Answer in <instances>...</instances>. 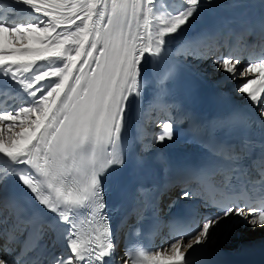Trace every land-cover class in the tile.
Here are the masks:
<instances>
[{
	"label": "snow or ice",
	"instance_id": "snow-or-ice-1",
	"mask_svg": "<svg viewBox=\"0 0 264 264\" xmlns=\"http://www.w3.org/2000/svg\"><path fill=\"white\" fill-rule=\"evenodd\" d=\"M13 2H22L39 18L43 16L46 19L43 26L37 22L8 23L0 20V69L10 73L33 98V103H26L27 106L14 111H0V153L19 162L21 157H27L28 163L45 177V181L41 183L32 176L21 175L22 182L36 195L41 205L59 212L60 203L82 204L94 190H98L97 173L90 170L95 160L87 162L81 158L79 150L86 143L103 145L119 139L126 100L137 88L138 66L144 54L152 52L151 43L142 41L151 40L148 14L153 12V8L149 7L153 0ZM197 2L188 0L193 6ZM14 14L10 9L9 15ZM189 15L191 10L167 21V26L158 33L157 52L163 37L175 32ZM141 17L146 33L143 37L138 31ZM71 41L83 47L79 51L73 49L69 52L68 43ZM61 48L64 50L62 55L59 54ZM57 60L62 61L57 70L67 82V87L64 82H59L54 85L52 96L46 97L51 106L57 92L63 90L56 108L48 117L49 122L39 132L36 131L39 122L32 125L31 132L15 131V127L26 128L35 120L39 109L33 111V106L45 92V82L60 80L59 76L51 74V69L41 75L36 71L38 65L46 61L55 63ZM218 64L224 71L243 78L239 92L246 94L255 104H264V58H258V62L242 68L238 67L240 63L235 56H225ZM33 73L35 83L26 79ZM261 114L264 115V107L261 108ZM159 124L165 131L158 138L171 139V120ZM193 179L202 181L205 178L194 176ZM259 196V200L256 195L242 200L229 194L215 202L227 205L224 216L240 215L248 218L253 226H264V192L259 193ZM0 205L10 207L16 217L15 223L11 219H0V224L11 225V229L17 231L23 224L33 249L37 248L35 242L43 235L44 227L40 217H23V209L13 200H2ZM98 207L103 208V203H99ZM61 219L68 221L69 216L62 215ZM215 222L206 220L196 235L187 241L183 238L175 240L163 252H126L122 264H184L185 254L206 238ZM74 229L75 225L72 224L68 234L70 254L53 257L52 264H101L104 257L115 248L107 224L103 232L97 230V234L87 240L82 239ZM15 250L9 248L8 251ZM27 250L26 247L24 251ZM16 260L17 264H22V261ZM0 264H10V261L0 255Z\"/></svg>",
	"mask_w": 264,
	"mask_h": 264
},
{
	"label": "bare ground",
	"instance_id": "bare-ground-1",
	"mask_svg": "<svg viewBox=\"0 0 264 264\" xmlns=\"http://www.w3.org/2000/svg\"><path fill=\"white\" fill-rule=\"evenodd\" d=\"M149 7L153 8V12L148 14V20L150 23L148 33L151 36V40H145L142 42H150L152 52L145 53L138 66L139 74L137 77V88L136 91L132 92L126 100L121 130L130 133L132 136L135 135L138 142H142L141 136L146 138L145 132L142 131V133H139L138 129H140L141 123L145 121V113H150V110L153 107H157L160 104L159 100L155 97L156 93L148 79V64L146 63V60L153 57L161 58L164 53L170 56L171 59L175 60L182 70L188 72L200 82L210 85L224 94L233 96L239 100V102L249 105L262 119H264V115L261 114V108L264 107V104L253 103L246 94L239 91L236 92L234 86H232L233 82L234 85H237L238 82H243V78L236 77L234 74L224 71L214 57L199 53L203 49L209 48V41L211 39H222L228 30V25L234 23V21L239 22L245 19L252 20L258 17L264 20V0H198L195 6L190 5L188 0H153V4L149 5ZM10 9L16 14L24 12L26 15L21 19L11 21L9 18L7 20L3 19L8 23L24 22L27 18L29 22H37L43 26V21L46 19L43 16H40L39 18L29 6L22 2L0 0V13L5 10L6 17H9L11 16L9 15ZM189 10H191V15L188 16L186 22L175 32L167 33L163 37V43L159 46L160 50L157 52L156 41L159 39L158 33L161 28L167 26V21L171 18L181 13H187ZM138 31L142 37L146 35L143 31L142 17L139 20ZM80 47L83 46L81 45L78 47L75 41L68 43L69 52L73 49L79 51ZM63 52L64 50L61 48L59 54L62 55ZM60 63H62V61L57 60L55 63L46 61L38 65L36 71H39L41 75L51 69V74L59 76L60 80H50L45 82L43 85L45 88L44 96L38 104L33 106V111H36L37 108L39 109L35 120H33L32 124L26 128L20 129L19 127H15V131H21V133L31 132L32 125H37V122H39L36 128V131L39 132L40 129L49 122L48 117L51 116L53 110L56 108V102L60 100L63 90L57 92L55 100L51 106H49L46 97L52 96L53 87L59 82H64L65 87H67V82L63 80V76H61L60 72L57 70ZM64 63L66 64L67 61H64ZM33 75H35V73L29 75L26 79L35 83V80L32 79ZM40 78L41 77H36V79ZM248 78L254 77L249 76ZM12 80L17 81L13 78ZM20 85L23 87L22 84ZM262 96H264V94H262ZM41 116H43V119H41ZM6 126L7 125H5V127ZM160 135H162L160 131H158L157 136L151 134L149 144L142 145L143 148L150 147V144L153 145L147 151L148 154H152L164 146L177 142L176 140L168 139L167 137L160 140L158 138ZM213 233L214 228H210L207 233V235H211L208 245L216 246L221 242L223 244L230 243L231 241L235 242L234 239H230L229 237L221 240L217 235L215 238ZM257 234L251 232L244 237V239L257 236Z\"/></svg>",
	"mask_w": 264,
	"mask_h": 264
},
{
	"label": "rangeland",
	"instance_id": "rangeland-1",
	"mask_svg": "<svg viewBox=\"0 0 264 264\" xmlns=\"http://www.w3.org/2000/svg\"><path fill=\"white\" fill-rule=\"evenodd\" d=\"M239 68H240V67H239ZM238 83H239V82H238ZM238 83H237V85H234V82L232 83V86H234V89L237 90L236 92H238V88H239V86H240L243 82H241V83H239V84H238ZM236 92H235V93H236Z\"/></svg>",
	"mask_w": 264,
	"mask_h": 264
}]
</instances>
